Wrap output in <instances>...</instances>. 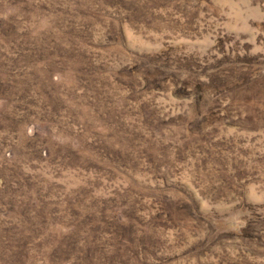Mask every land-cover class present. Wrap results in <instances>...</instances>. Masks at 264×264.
<instances>
[{
	"label": "rangeland",
	"instance_id": "obj_1",
	"mask_svg": "<svg viewBox=\"0 0 264 264\" xmlns=\"http://www.w3.org/2000/svg\"><path fill=\"white\" fill-rule=\"evenodd\" d=\"M79 1L90 14L83 21L94 27L93 44H85L96 55L89 74L56 64L49 52L22 53L55 28L44 3L0 2V264H88L86 252L95 246L91 239L78 242V226L113 206L120 207L118 218H131L150 234L159 264H264V96L260 107L204 120L193 108L198 91L187 68L198 66L202 75L223 69L262 95L264 0H143L158 14L149 22L134 12L136 0H126L128 15L118 14L113 2ZM164 51L177 60L175 74L143 78L146 54ZM132 66L137 75L128 74ZM117 111L145 128L143 138H133L135 147L177 145L185 162L173 178L155 181L140 168L72 165L66 153L60 156L82 148L84 136L68 122L108 134L98 127ZM39 129L45 146L35 139ZM154 129L163 135L152 137ZM223 175L233 186L222 190L213 184ZM178 204L183 208L176 212ZM64 209L81 216L49 214ZM113 254L107 248L106 256Z\"/></svg>",
	"mask_w": 264,
	"mask_h": 264
},
{
	"label": "trees",
	"instance_id": "obj_2",
	"mask_svg": "<svg viewBox=\"0 0 264 264\" xmlns=\"http://www.w3.org/2000/svg\"><path fill=\"white\" fill-rule=\"evenodd\" d=\"M0 2L11 3L13 6H18L22 3L31 4L30 2L44 3V10H48L51 13L50 15L53 16L52 18L55 17L54 19H56V25H54L55 28H52L53 30L47 35H42V40L36 45L37 48H31V50L24 47L25 52L22 53H33L35 56L36 54L38 55L39 52H45L47 56H49L50 53L53 56L55 55L56 64L66 62L67 65L71 66V70L74 72L79 69L82 71L84 70L87 74L92 72L91 69L93 66L91 65L93 63L95 64L96 55H94L86 45L88 43L93 44L91 42V36H94V27H92L93 23L91 21H83V18L90 14L81 8L84 5L79 0H0ZM111 2H113L112 4L115 6H118V9L121 8L118 14H129L130 11L127 10L125 5V3H128L126 0H117V2L106 0V4L109 5L107 7H112ZM136 3L137 8L134 12L144 14L145 19L147 18V21L145 20V22H149L151 19L157 17V12L149 7L150 5L147 4V1L136 0ZM46 4L53 8L45 9ZM19 7L23 8L21 5ZM91 7H95V4H92ZM29 11L31 12V10ZM131 14L133 13L131 12ZM64 16H68V18H65ZM86 35L88 37H86ZM57 40H62V42H59L61 44L60 49L58 50L55 49L58 42ZM23 45L21 47H23ZM169 49L172 51L175 50L174 46L169 47ZM54 50L58 52H55ZM165 52L166 51L152 55L146 54V59H150H147L145 64H143L145 65L142 74V76H144L143 78H145V75L150 76V73L154 72L157 73L159 81H161L165 80L170 72L175 74V68H177V66L174 65V61L177 63V60L171 58L169 53ZM183 56L186 57L185 55ZM135 67L133 68L132 66L131 68L133 71H128V74L137 75L139 73V68L136 69ZM187 68L189 70L188 74L194 77L193 86H195L198 91L197 93L195 92L198 98L195 97L193 108H195L198 113H202L204 120L217 121L223 119L225 118L224 116H226L225 111H227L226 119L231 118V109L235 108L239 112L242 110V107H245L246 110L249 105H256L258 100H261L260 96H264V93L260 95V89L253 87L249 81L241 83L234 73L218 69L215 72L212 70L205 71V73H203L204 75H202L201 73L196 72L198 66L191 68L190 65ZM191 70H193L192 73ZM131 77H133V75H131ZM153 78L156 79L155 77ZM45 95L49 98L47 93ZM91 98L94 100L98 97L91 96ZM257 107L260 106L256 105L255 108ZM125 116V113L117 111L113 121H108L106 125H99L98 129H106L109 131L108 134H101L97 129L92 130V134L90 132H84L81 128V124L75 123L74 121L68 122L67 126L70 125L77 127V132L79 133L77 134L78 136H84L82 141V148L84 151L80 148L78 151L70 154L67 150H64L62 154L60 153V156L62 157L64 153H66V157L63 159L68 160L72 165H74V162L78 165L88 166L85 163L88 162V164L94 165V167L99 170H102L100 166H103V168L106 166L107 169H110L112 166L114 168L121 167L125 170H136L140 168L144 171L145 176H153L155 181H166L167 179L173 178V176L170 175L171 172L175 168L179 169V165H182L181 163L185 162L183 159L178 160L177 158V154L179 153L177 145L174 143L171 145L172 142L170 141L167 142L169 144L164 146L163 142L157 144L160 146L158 149L155 146L153 149L146 148V150L141 146L135 147L133 144V138L136 140L139 139L138 136L143 138L142 130L145 128L138 126L141 123V120L129 124L126 122L128 119ZM154 119H158V115H155L153 117V120ZM153 120L151 122H153ZM149 124L146 122L145 125L149 126ZM38 132L40 133V129L36 131L35 136H37V138L35 139L40 141V136L36 135ZM93 132L95 133L93 134ZM159 135L162 136L163 133L159 129H154L152 137ZM120 139L123 144L124 142L126 144L123 148ZM40 142L42 145L45 144L44 141ZM150 145V143H147L145 147H150ZM117 146L121 150L117 149ZM125 147H128L127 154L122 152ZM164 153L168 157V161L166 162L164 160ZM88 158H93L94 162L90 163ZM206 164H208V162ZM201 172H203V175L208 178L207 174L209 172L207 170ZM178 174L180 173H177V175ZM228 180L229 177L225 178L223 175L222 178L213 185L218 189L223 190L224 188L233 186L227 185L231 183ZM218 183L220 186H218ZM222 190H220V192L224 193ZM187 195L191 197V192H187ZM182 206V204H178V207L174 210L177 212V210L183 208ZM119 209V206H113L108 208V210H102L97 218L92 219V222L89 219L85 220V218H87V216H85L82 224L78 226V242L90 244L91 239L95 246L91 253L89 252L90 250H87V256L85 258L86 262L88 264H159L158 262L161 261L157 256L159 249L155 247L153 239L149 236L150 234H147L143 227H140L139 225H136L134 221H131V218L126 220L118 218L116 210ZM73 210L74 209H64L62 212L53 211L49 214L52 218L58 214L61 218H66L71 215L75 218H79L81 215L76 214L77 212L74 213ZM115 220L118 221L115 222ZM91 224H93L94 227H91ZM90 228H92V230L94 229L93 231H90L91 235H89L90 232H87ZM107 248L113 250V256H106ZM51 262L54 264L57 261L54 259ZM62 263L63 262L60 264Z\"/></svg>",
	"mask_w": 264,
	"mask_h": 264
}]
</instances>
